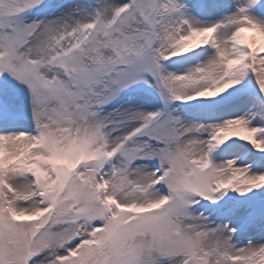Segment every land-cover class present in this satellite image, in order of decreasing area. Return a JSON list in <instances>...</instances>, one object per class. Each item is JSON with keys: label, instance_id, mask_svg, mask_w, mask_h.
<instances>
[{"label": "snow or ice", "instance_id": "obj_1", "mask_svg": "<svg viewBox=\"0 0 264 264\" xmlns=\"http://www.w3.org/2000/svg\"><path fill=\"white\" fill-rule=\"evenodd\" d=\"M0 264H264V0H0Z\"/></svg>", "mask_w": 264, "mask_h": 264}, {"label": "rangeland", "instance_id": "obj_2", "mask_svg": "<svg viewBox=\"0 0 264 264\" xmlns=\"http://www.w3.org/2000/svg\"><path fill=\"white\" fill-rule=\"evenodd\" d=\"M194 103H198V102H194Z\"/></svg>", "mask_w": 264, "mask_h": 264}]
</instances>
